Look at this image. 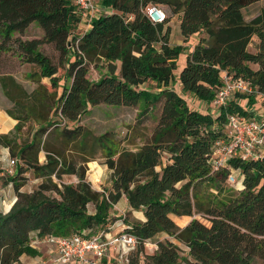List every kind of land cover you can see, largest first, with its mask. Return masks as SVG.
<instances>
[{
  "label": "trees",
  "instance_id": "16d2710c",
  "mask_svg": "<svg viewBox=\"0 0 264 264\" xmlns=\"http://www.w3.org/2000/svg\"><path fill=\"white\" fill-rule=\"evenodd\" d=\"M259 1L101 0L111 10L96 17L76 43L79 37L74 42L70 37L81 17L73 0H0V49L9 50L14 41L20 57L40 69L31 74L38 83L32 92L13 76L8 78L18 89V100L8 81L1 80L6 96L18 105V114L8 110L18 120L16 129L21 130L30 120L38 129L16 151L8 134L0 136L22 160L14 174L6 172L9 179L5 185L13 184L17 200L8 213L0 211V264H17L24 254L38 255L31 245L36 234L71 236L88 228L92 233L107 230L112 225L110 211L124 196L130 208L142 210L146 218H124L128 231L139 240L128 264H256L264 260V158H235L215 174L209 163L214 143L226 133L228 115H249L240 104L247 95L238 94L237 100L213 113L188 103L190 95L211 103L223 71L245 78L264 96V7L250 20L244 12ZM150 4L167 6L171 15L181 13L184 39L199 36L192 50L187 52L184 45L170 43L171 15L153 23L146 13ZM34 22L44 30L43 38L15 37ZM255 36L258 42L252 51L249 46ZM45 43H53L65 57L68 67L64 77L57 75L59 66L41 51ZM185 51L186 61L179 67L178 59ZM95 60H105L109 69L96 81L88 77V62ZM44 77L55 89L64 79L60 94L48 90L41 82ZM176 78L181 90L172 85ZM150 83L157 90L145 86ZM100 104H144L142 114L150 106L161 105L152 141L137 150L122 148L109 134L95 137L93 147L101 149L112 170L111 189L105 192L93 189L86 180V170L68 160L62 149L50 146L49 130L55 123L52 117L60 114L70 125L61 132L63 138L72 149L86 150V141L76 137L78 123L90 106ZM42 150L46 152L43 163L39 161ZM232 169L243 175L240 191L227 185ZM30 170L43 181L33 192H22L23 174ZM64 175H77L79 181L63 182L60 187L54 176L62 180ZM90 203L95 205L94 213L88 211ZM195 213L204 214L210 225L194 218L180 228L172 217ZM160 233L184 243L188 256L182 257L179 246L165 239L143 260L145 241Z\"/></svg>",
  "mask_w": 264,
  "mask_h": 264
},
{
  "label": "rangeland",
  "instance_id": "374dc122",
  "mask_svg": "<svg viewBox=\"0 0 264 264\" xmlns=\"http://www.w3.org/2000/svg\"><path fill=\"white\" fill-rule=\"evenodd\" d=\"M95 2L98 7L101 6L102 8H106L101 4V0H95ZM101 7L100 13L105 12V10ZM263 7L264 0L256 2L245 8L244 12L246 19L250 20L254 15L258 14ZM164 8L170 16V9L167 6H164ZM180 19L181 13L171 15L172 32L170 36V43L172 45L182 44L186 47V51L188 52L194 46L195 42H197L199 36L193 35L186 41L181 34ZM83 32L84 29L80 30L79 27L75 28L70 40L74 42V39L80 36ZM43 36L44 30L36 22L32 23L23 34H15V37L22 40L43 38ZM256 46L257 42L256 40H253L250 45V50L254 51ZM8 47H10L9 50L0 49V107L4 109L2 115H0V136L8 134L10 136L9 139L13 141L12 149L16 151L20 144H23L32 138L33 134L38 129V125L30 120L23 123L24 126L21 130L16 129L18 120L10 116L8 114V110H12L18 114V105L6 96L3 91L1 80L2 78H5L8 81L12 94L18 100V89L9 81L8 78L13 76L26 91L32 92L37 87L38 83L31 77V74L39 72L40 69L37 64L26 62L23 57H20L17 45L14 41H11ZM40 49L44 54L52 59L53 63L59 66L57 75L64 77L68 63L63 54L56 49L53 43H45L40 47ZM186 51L185 53H182L178 59L179 67H181L186 61ZM72 59L74 60V57H72ZM88 68V77L94 81L100 79L103 75L109 72L108 65L105 60L89 61ZM178 72L179 71L177 70L176 77ZM41 82L45 84L48 90H56L58 94H60L62 91L61 85L63 84L64 79L62 78L60 81V87L56 89L52 88L50 79L47 77L42 78ZM67 83L70 84L71 80H67ZM177 84L178 81L176 78L175 82L172 84L174 89H178ZM145 86H149L152 90H157L154 83L146 84ZM192 98L193 99H188V103L192 108H196L204 112H207L208 110H216L210 105V103L201 100L198 102V99H194L195 97ZM202 102L204 104H202ZM240 102L246 106L249 112L264 113V96L262 94H258L254 91V93L247 95L246 98L241 99ZM250 103L252 104L250 105ZM143 105L144 104H140L139 107L110 106L106 104L90 106L89 110L83 114L81 120L79 121V128H77V126L69 128L71 130L76 128L78 129L76 137H79L80 140L86 141V150H79L78 148L72 149L70 147L61 135V132H63L65 128H68L70 125L66 124L64 120H61L60 114L57 116L55 115L52 117V121L55 123L52 122L53 124L49 128L50 131L52 130L50 135V146L62 149L68 160L75 161L78 168L85 169L86 180L91 184L93 189L100 192L109 191L112 183V170L106 164L107 159L104 157L101 149H95L93 147V143L95 141L94 139L97 136L109 134L120 141L122 148L132 150H137L143 144L151 142L159 124L161 105L158 104L156 106H150L148 112L142 114V110L144 108ZM4 141L5 140H0V211L8 213L16 202L17 195L12 183L5 185V181L9 179V175L5 172L3 166H5L10 158H18L19 163L22 162V160L18 154H12L10 147H8ZM39 161L41 163L46 161V152L44 150H42L39 154ZM164 162H167L166 157L164 158ZM234 174L239 176L240 171L235 170ZM23 176L25 185L21 187L22 192H33L43 181L42 178H36L32 170L23 174ZM54 180L58 182L61 187L63 182L77 183L79 178L77 175H64L62 180L56 178L55 176ZM227 185L237 191L243 189V187L238 189L236 186H233V184L228 182ZM210 191L216 192L214 188H210ZM50 194L58 196L55 192H50ZM88 211L89 213L95 212V205L93 203L88 205ZM143 214L144 212L142 210L130 209L128 201L122 199L110 211L109 221L112 222V224H115L112 228L113 232L120 229L119 224L121 221H124L125 217L130 221L143 220ZM172 217L180 228H184L194 218H198L203 223L210 225L208 218L204 214L200 213L181 217L172 215ZM165 239L172 240L179 246L182 257L188 256L187 253L189 249L184 243L176 240L167 233H160L149 241L150 244L144 245L143 252L141 253L142 259L145 260V254H152L158 248L157 243ZM34 248L39 251L38 255L33 256L24 254L20 258V262L17 264H59L56 261L57 253L47 244H41L40 246H36ZM105 260L107 261V264H127L120 259L119 254L115 250H110L109 254L105 257ZM71 264L80 263L74 261ZM256 264H264V260L259 259Z\"/></svg>",
  "mask_w": 264,
  "mask_h": 264
},
{
  "label": "built area",
  "instance_id": "2783aa9c",
  "mask_svg": "<svg viewBox=\"0 0 264 264\" xmlns=\"http://www.w3.org/2000/svg\"><path fill=\"white\" fill-rule=\"evenodd\" d=\"M81 17L79 24L82 29L88 30L93 20L100 16V7L95 0H73ZM99 8V9H98ZM102 10V9H101ZM149 19L153 23L163 22L167 12L162 5L150 4L146 9ZM81 36V35H80ZM77 38L76 43L80 40ZM222 82L215 89V97L210 103L214 109H219L233 100L238 94L250 95L254 93L253 87L243 77H237L228 71L222 72ZM225 135L218 139L212 148L209 163L212 173L228 167L232 159L243 161L259 160L264 158V113L249 112V115L232 113L228 115L225 124ZM18 158H10L3 166L8 174H14L18 165ZM232 169L227 182L238 189L244 188L243 175L236 176ZM112 224L107 230L92 233L88 228L71 236H58L49 234L45 236L34 235L31 241L33 247L47 244L57 253L56 261L59 264H71L74 261L80 264H104L105 257L110 250H115L120 259L128 264L129 255L139 242L138 238L128 231L129 226L121 221L120 229L113 232ZM150 240L145 244H150Z\"/></svg>",
  "mask_w": 264,
  "mask_h": 264
},
{
  "label": "crops",
  "instance_id": "0c3cea01",
  "mask_svg": "<svg viewBox=\"0 0 264 264\" xmlns=\"http://www.w3.org/2000/svg\"><path fill=\"white\" fill-rule=\"evenodd\" d=\"M100 7H101V6H100ZM101 8H102V7H101ZM102 9L105 10V11H107V12H109V11L111 10V9L108 8V7H106V8H102ZM256 15H257V14H256ZM256 15H254L253 17H255ZM253 17H252V18H253ZM170 25H171V21H170ZM78 27H79L80 30L82 29V28H81V27H82L81 24H80ZM171 27H172V25H171ZM198 39H199V37H198ZM198 39H197V41H198ZM253 40H256V42H258V37L255 36V37L253 38ZM196 43H197V42H195V44H196ZM195 44H194V45H195ZM193 47H194V46H193ZM193 47H192L190 50H192ZM249 49H250V46H249ZM255 50H256V49H255ZM255 50H254V51H255ZM119 65H120V63H119ZM253 67H254V68H258V66H253ZM177 85H178V86H177L178 89L181 90V85H180V82H179V81H178V84H177ZM189 98L193 99L191 95L188 96V99H189ZM194 99H197V98H194ZM197 101L200 102V100H197ZM202 104H204V103L202 102ZM240 104H241L245 109H247L246 106H245L242 102H240ZM3 111H4V109H3L2 107H0V115H2V112H3ZM208 111H209V110H208ZM208 111H207V112H208ZM214 111H215V110H214ZM214 111L212 110V111H209V112L213 113ZM14 119H15V118H14ZM240 175H242L241 172H240ZM122 199H125L126 201H128L127 198H126L125 196H124ZM122 199H121V200H122ZM121 200H120V201H121ZM129 208H130V206H129ZM130 209H131V208H130ZM145 219H146V218H143L142 221H144Z\"/></svg>",
  "mask_w": 264,
  "mask_h": 264
}]
</instances>
